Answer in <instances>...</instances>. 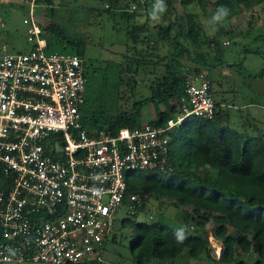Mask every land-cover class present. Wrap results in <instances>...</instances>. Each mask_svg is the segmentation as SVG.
Here are the masks:
<instances>
[{"label": "built area", "instance_id": "2783aa9c", "mask_svg": "<svg viewBox=\"0 0 264 264\" xmlns=\"http://www.w3.org/2000/svg\"><path fill=\"white\" fill-rule=\"evenodd\" d=\"M26 2L31 50L0 58V168L6 178L0 263L100 260L127 196L128 174L166 172L174 131L189 117L213 119L226 105L216 103L203 74L189 75L174 101L177 115L163 124L121 128L116 135L89 132L82 118L84 59L50 51L37 20L40 5ZM130 212L137 209L131 205Z\"/></svg>", "mask_w": 264, "mask_h": 264}, {"label": "trees", "instance_id": "16d2710c", "mask_svg": "<svg viewBox=\"0 0 264 264\" xmlns=\"http://www.w3.org/2000/svg\"><path fill=\"white\" fill-rule=\"evenodd\" d=\"M178 1L183 7L194 3L202 10H206L210 4L215 11L218 7L225 6L230 10L225 22L243 12L257 11L264 5V0H164V22L154 25L158 28L157 39L151 41L149 23L153 20L149 8L153 6L154 0H145L144 3L141 0H125L124 5H117L119 0H101L107 2L109 8H116L124 18L133 21L142 14L130 15L124 8L125 4L132 2L134 9L145 6L143 9L146 21L142 24L136 22L128 30L133 46L129 47L128 54L122 56L118 69L120 75L130 73L129 78L139 75L140 70L147 72L150 69L153 85L151 97L136 102L132 113L125 112L106 118L91 112L92 117L83 119V125L89 132L100 129L116 135L121 128L139 127L136 118L144 104L168 102V109L160 112L156 120L149 122L154 125L163 124L177 115L178 106L174 101L184 94L189 75L203 74L213 93L211 81L204 74V69L224 65L215 56L210 57L220 49V36L208 37L204 27L197 22L195 14H176L173 20L172 13ZM37 3L40 6L44 4L41 19L37 17V20L49 50L78 55L84 59L87 91L100 82V73L104 76L105 83L115 65H101L99 62L96 66L89 65L85 58L87 42L72 38L64 26L55 20L58 9L54 0H37ZM261 11H264V6ZM250 17L255 18L253 14ZM252 19L249 21L250 25L254 23ZM183 20H186L185 24L182 23ZM175 25L181 29L185 27L184 33L194 48L193 53L188 46L176 40L170 60L159 53H150L148 49H156L159 42L170 43ZM203 47H207L209 52L202 50ZM131 51L133 54L130 55ZM182 56H187L194 67H187L184 71L180 69L179 59ZM259 77L264 79V68ZM132 80L129 79L128 84ZM123 81L121 77L120 82ZM88 102L85 98L84 106ZM216 103L221 107L224 104L226 108L222 107L213 119L189 117L174 131L170 145V169L164 173L135 170L128 174L125 201L129 205V212L131 205L137 212H130L131 217L122 220L121 227L130 231L133 264H152L154 260L159 263L173 262L185 252L193 259L205 258L215 264H249L253 256H257L256 264H264V138L232 128L228 124L231 117L226 110L230 105L224 100ZM5 183L6 178L0 168V190ZM133 195L139 197L138 201L131 200ZM151 197L172 201L182 209L179 224L170 225L163 221L162 216L153 222L137 220V215L148 206ZM210 223L215 225L212 234L206 230ZM176 226H185L187 229L181 243L174 236L178 228ZM210 235L222 242L223 251L219 259L211 255ZM112 241L118 243L115 235ZM82 264L116 263L100 259Z\"/></svg>", "mask_w": 264, "mask_h": 264}, {"label": "rangeland", "instance_id": "374dc122", "mask_svg": "<svg viewBox=\"0 0 264 264\" xmlns=\"http://www.w3.org/2000/svg\"><path fill=\"white\" fill-rule=\"evenodd\" d=\"M141 1L145 2V0ZM124 2L125 0H119L117 5H124ZM142 2L141 4H143ZM41 5L43 6H39L37 10L38 19H41L42 9H44V4ZM54 5L58 9L55 20L64 26L72 38H79L87 42L85 58L89 65L96 66L98 62L101 65L107 63L115 65L105 83L104 76H101L100 73V82L94 88L86 91L85 98L89 102L82 108L83 119L92 117L91 112H96L98 116L106 118H112L125 112L132 113L136 102L151 97L153 74H149L150 69L147 72L140 70L141 73L133 75L134 78H132L133 76L129 78L130 73L120 75L118 69V65L122 63V56L128 54L129 47L133 46V42L128 36V30L136 22L142 24L146 21V13L143 9L145 6H139L135 10L132 2L125 4L124 8L130 15L142 14L136 18V21H133L124 18L116 8H109L108 3L101 2V0H54ZM262 7L257 11L243 12L213 28L208 20L215 12L211 4L206 10H202L197 4L193 3L183 7L178 1L175 3V13L173 11L172 19H175L176 14H195L197 22L204 27L208 37L220 36V49L212 53L210 57L215 56L224 65L204 69V74L211 81L214 98L218 102L224 100L230 105L226 110L230 114L231 120L228 124L232 128L251 136L264 138V79L259 77L264 68V11H261ZM149 10H152V7ZM163 13L159 20L149 23L151 25L149 32L152 37L151 41L157 39L158 28L154 25L164 22ZM252 14L254 19L250 17ZM27 17H29V12L26 0H0V58L6 54L26 53L31 50L32 46L28 42V27L24 23ZM250 19L254 21L252 25L249 24ZM182 23L185 24L186 20H183ZM184 32L185 27L181 29L175 25L169 44L168 42H159L156 49L149 48L148 51L154 54L159 53L160 56L170 60L175 49L174 40H176L188 46L187 48L193 53L194 48ZM140 46L141 44L138 45L139 48ZM202 50L209 52L207 47H203ZM131 54H133L132 51ZM179 62L182 70L194 67V63L187 56H182ZM233 64L234 66H229ZM250 75H258V77ZM121 77L124 79L123 83L120 82ZM129 79L134 81L132 80V83L128 84ZM168 107V102L144 104L136 118L137 124L141 126L156 120L158 114L166 111ZM56 144L59 148L63 147L62 141ZM126 202L117 209L115 225L105 242L101 257V260L105 262L133 264L129 241L130 231L128 228L121 227V221L132 215ZM181 213L182 209L176 207L172 201L151 197L148 206L137 215V220L153 222L162 216L166 223L176 225L179 224L178 219ZM214 226L213 223L207 224L206 230L208 229L212 234ZM191 230H193L192 227ZM114 235L118 243L112 241ZM209 238L211 255L213 258L219 259L223 251L222 242L213 235H210ZM257 261V256H253L249 264H256ZM36 264L54 263L39 262ZM152 264L215 263L205 258L193 259L185 252L173 262L159 263L154 260Z\"/></svg>", "mask_w": 264, "mask_h": 264}, {"label": "clouds", "instance_id": "9594fccd", "mask_svg": "<svg viewBox=\"0 0 264 264\" xmlns=\"http://www.w3.org/2000/svg\"><path fill=\"white\" fill-rule=\"evenodd\" d=\"M166 5L164 0H154V4L152 6V10L150 12L151 19L153 21H157L160 19L161 14L165 11ZM230 10L225 6H220L216 9L214 14L211 16L210 23L213 25V28L223 22L229 16ZM96 195H100V192L97 191ZM186 227L181 226L177 228L174 232L175 239L178 243H181L185 239Z\"/></svg>", "mask_w": 264, "mask_h": 264}, {"label": "bare ground", "instance_id": "6f19581e", "mask_svg": "<svg viewBox=\"0 0 264 264\" xmlns=\"http://www.w3.org/2000/svg\"><path fill=\"white\" fill-rule=\"evenodd\" d=\"M222 253V252H221Z\"/></svg>", "mask_w": 264, "mask_h": 264}]
</instances>
